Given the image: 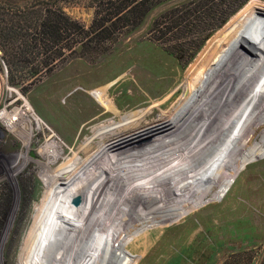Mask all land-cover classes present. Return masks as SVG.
<instances>
[{"label": "rangeland", "instance_id": "1", "mask_svg": "<svg viewBox=\"0 0 264 264\" xmlns=\"http://www.w3.org/2000/svg\"><path fill=\"white\" fill-rule=\"evenodd\" d=\"M240 1L242 0H165L153 7L136 28L118 29L104 41L90 42L85 35L78 36L75 33L77 30H73L70 33L75 34L64 45L65 49L62 51L64 56L51 63L47 72L33 77L32 81L26 82L32 76L31 72L36 63H49V59L42 62L41 58L34 59L36 57L30 56L27 59L28 64L17 63L14 86L8 83V69L2 60L0 49V112H13L21 107L23 101H28L45 124L44 132L30 143L29 148L32 150L28 153L18 135L8 133L0 124V264H264V126L255 129L251 135L256 125H264V57L257 52L260 46L264 49V38L255 39L245 27L264 7V0H248L229 15L235 6L241 3ZM43 3L60 9L70 21L83 28L84 32L88 31L93 22L95 6L93 0H0V6L8 10L30 5L41 6ZM181 10L183 12L176 16L175 14ZM180 21L182 25L188 21L190 27L176 30L175 27ZM241 30H245L244 32L252 39L248 38V43L244 44L238 54L239 57H234L233 62L228 61L227 58H233L235 54L228 47L229 42ZM262 34L264 35V32ZM249 41L252 43L256 41L257 45L248 53L246 48L250 49ZM228 48L231 51H228ZM219 54L223 57L228 56L222 68L219 67L218 73L221 74L216 77L218 81L213 76L206 77L207 80L198 79ZM228 74L237 77L229 79ZM222 75L226 78L219 83ZM174 77L178 84L172 85L171 90H174V87L181 90L175 94L173 100L175 101L182 93L190 94L196 98L192 103L193 113L203 108L205 109L203 112L208 114L212 122L214 121L212 118L222 108L236 102L245 81L251 83L247 90L248 94L251 91H263L256 102L249 103L250 96H245L244 100L240 101L242 105L239 103L240 105L234 108L230 107V113L226 115L228 118L223 116L218 125L226 126L228 120L237 116L243 108L241 118L238 116L230 130L224 131L218 141L200 151L197 157L191 158L182 166L191 172L194 171L193 173L183 174L179 176L181 178L171 180L163 186L157 182L154 188L158 190L155 191L153 188L154 192L149 194L150 196L145 195L141 198L150 202L134 211L124 209L126 198L136 194L147 184L155 182L159 178L157 173L163 171L166 166L150 171V176L133 186L130 189L131 193L116 202V211H122L119 217H125L121 226L115 228L120 218H114V226L105 230L102 235L101 230L93 229L89 237L96 235L97 241L91 243L89 237L83 239L76 255L71 245L66 244L63 248L64 242L67 241L65 240L67 221L69 218L73 222L79 221L77 218L79 212L73 209L78 206L81 198L79 195L66 198L64 196H68L67 193L56 200L53 199L57 196L55 194L52 196L50 194L49 197L48 188L42 181L38 163L40 158L36 150L50 134V129L66 139L75 138L76 122L72 115L64 117L66 112L64 99L74 92L84 94L85 91L92 90L91 88L94 91L107 83H113L109 89L110 96L114 98L115 105L120 111L123 106L136 101L138 95L147 94L142 88L143 85L158 89ZM197 79L198 81L194 82ZM69 80L72 81L70 87L64 94L56 96L58 90L55 92L51 89L60 82ZM206 81L208 82L205 87L208 85L211 90H207V87L201 88ZM192 82L193 89L189 91ZM216 91L218 95H224L223 98L210 96L211 92L216 94ZM92 97L95 99V96ZM260 107L263 111L256 123L241 138L245 127ZM84 108L86 111L89 110L87 103L84 104ZM145 110L146 107L124 110L121 118L126 119L129 115ZM132 112L134 114H130ZM191 113L192 111L187 113V116ZM118 122L124 132L125 125H122L121 120ZM200 126L203 127L201 128L203 131L205 125L202 123ZM57 138L59 139L58 136ZM237 140L240 142L236 144ZM57 142L68 147L67 141L59 139ZM197 142L194 143V148L198 147L201 139ZM239 147L241 150L229 161L226 177L219 180V168L224 166L223 156ZM159 152H166L163 157L166 162L175 156L171 149ZM143 168H136L135 165V168H128L127 172L134 169L130 172L134 176L142 174L145 170ZM208 169L212 171L206 178L203 177L201 187L196 188V191L186 189L193 183L194 178L200 174L204 175ZM88 187H92V183ZM88 187L86 193L89 192ZM182 189L193 192L192 196L182 195L183 197L174 200L172 205L161 207L165 201L177 198L183 192ZM196 192H205L207 195L194 197ZM48 197L49 207L45 221L47 225L45 223L42 231L38 232L35 215L42 200ZM63 199L66 200L65 207L68 208V212L62 209ZM110 206L111 202L104 203L103 209L109 211ZM109 212L108 216L102 210L97 212L102 224L107 223L111 217ZM69 230L70 233L76 232L74 228ZM43 232L45 234L41 236ZM148 233L150 241L137 240ZM87 244L89 245L86 250Z\"/></svg>", "mask_w": 264, "mask_h": 264}, {"label": "bare ground", "instance_id": "2", "mask_svg": "<svg viewBox=\"0 0 264 264\" xmlns=\"http://www.w3.org/2000/svg\"><path fill=\"white\" fill-rule=\"evenodd\" d=\"M245 27H247L250 35L255 39L261 40L264 38V35L262 34V32H264V7L261 8V10H259L257 14H255V16L248 22V24ZM244 31L241 30L234 37V39L229 42L228 47L231 48L233 53H235L234 56L232 55L233 58L232 57L227 58L226 56L228 55H225L223 57L220 55L221 54L220 53L219 56L208 65L206 70L199 76L198 79L200 78L206 79V77L211 78L212 76L214 78L219 77V74H221L218 73L219 67L222 68L221 66L225 62V59L227 58L228 61L229 60L232 61V59L234 60V57H239L238 54L241 51V48L244 47V44L246 45L248 38L249 40L252 39V37H249L250 35L248 36ZM260 32L261 34H259ZM250 42L251 41H249V43ZM250 44H251L250 49L246 48V52L248 53L255 45H257L256 41H254L253 43L251 42ZM229 48L227 49L228 51L230 50ZM257 52L261 53L262 56L264 57V49L262 48V46H260L257 49ZM230 56L231 55H229V57ZM251 56L254 57L253 54ZM228 75L227 76L230 77L229 79L233 78L234 76V75L231 76L230 74ZM156 76L159 77L160 75H156ZM222 76L223 77L219 78L220 79L219 83H221V81L224 80L223 78L225 77V75ZM198 79L195 80L194 82L198 81ZM217 79L218 78H216V80ZM225 81H229V80H225ZM194 82L190 84V87L188 88L189 91L193 89L192 84ZM207 82L208 81H206L202 85L201 87L202 89L205 87ZM71 84H72L71 80L64 81L57 84L55 88L53 89L50 88V89L55 90V92L56 90H58V93L56 95L58 96L64 94V92L68 89V87H70ZM112 84L107 83L102 87L94 89V91L93 88H91L92 90H87L84 92V94L83 93L79 94L77 92H74L71 93L69 97H66L64 99V105H65L64 110H66V112L64 113V117L71 115L73 116L74 122H76L75 128L77 129L75 138L73 140L66 139L63 136L56 133L54 130L50 129V134L42 141L41 145L36 150L37 156H39L40 158L38 163L43 177L42 181H44L45 186L48 188L49 197L50 194L51 196L55 194L57 196L53 197V199L56 200V198L58 199L62 194L67 193L68 196L67 195L64 196L66 198L73 195H79L81 198L78 206H76V208L73 209V211L77 210L79 212V216L77 215L79 221L73 222L69 218V220L66 223L67 225H66V233H65L66 236L65 240L67 239L66 242L68 241L69 242L68 243L64 242L63 244L64 245L63 248H65L66 244L71 245L74 248L73 251L75 255L77 253V249L81 241H83V239L86 240V238L90 236L89 234L92 232L93 229L101 230V235H102V233L105 230L114 226L115 224L114 218H120L121 217L120 214H122V211L119 210L116 211V206H115L116 202L118 200H121L124 197V195L131 193L130 189L133 188V186H135L137 183L146 179L150 171H154L156 168L161 166L162 167L166 166L165 169L163 168L164 172L161 171L157 173V176L159 178H157L155 182H152L150 184L146 183L147 184L146 186L144 184L145 187L141 189L139 192L137 191L138 193L136 192V194L129 196L128 199L126 198L123 207L124 209L127 210L129 209L130 211H134L141 205L145 204L146 202H150V200L145 201L144 199L141 198L144 197L145 195L152 194L154 192V191L152 192V190L156 188L155 186L157 182L162 183L163 186V184H166L167 182H170L171 180H174L183 174L190 173L191 171L185 169V167L182 166L188 160L195 157L200 151L206 149V147L211 146L216 141H218L220 136H222V134L224 133V131L230 130V126H233L234 120L238 118V116L239 118H241V115L243 114L242 112L243 108L240 110V113L237 116H234V118L228 120L229 122L226 124V126L218 125L219 120L223 116L228 118L226 115L230 113L231 110L230 107L234 108L235 106H238L240 101H242V99L244 100L245 96H250L249 103H251V101L256 102L261 97L263 91V90H258L257 92L251 91L248 94L247 90L250 88L251 83L248 84V81H245V83H242L243 88L241 89V92L239 93L240 94L239 98L236 100V102H234L232 105H229L226 108H222V110L218 114H215V116L212 118L214 119L213 121L214 123H213L211 120H209L208 114L204 113L205 111L203 112V110L205 109L200 108L201 110L198 109L193 113L194 105H192V103L195 97L190 96V94L184 95L182 93V95H180L175 101L173 100L175 98V94L180 92L181 90L178 87L177 88L174 87V90H171L172 85L178 84V80L175 77L167 81L165 84L161 85V87H159L158 89L150 88L146 85H143L142 88L147 91V94L142 96L138 95L136 101L126 106H123L120 111L115 105L114 98H111L110 96L109 89L111 88ZM206 87L205 88L207 90L211 88L208 85ZM217 88L218 86L215 89ZM225 88L224 90H226ZM218 94H219L218 91H216V94L211 92L210 96H212V98L215 96L218 99L223 98L224 95L221 96ZM92 96H95V99ZM170 101L173 103H171ZM85 103H87L89 107V110L87 109V111L84 108ZM145 107H146L145 111L142 112L140 111V113H136V114L132 112L130 114H134V115L132 116L129 115L128 118L126 119L121 118V115L123 114L124 110L125 111L132 109L138 110ZM260 108L257 111V113L252 117L250 122L247 124L248 126L245 125L246 127L242 133L241 138L244 137L245 134L250 130V128L253 127L254 124L256 123L258 116H260L261 112L263 111V109ZM174 111H176L175 114L169 116V114ZM191 111H192L191 115L187 116V113H190ZM118 120H121L123 126L125 125L126 130L124 132L122 131ZM202 123L203 125H205L203 131L201 129L203 127L200 126V124ZM0 124L8 133H14L18 135V137L22 142V145L25 146L26 148L25 150L27 153L28 151L30 152L32 150L29 148L30 143L34 141L36 136H38L41 132H44L43 128H45L43 127V125L45 126L43 120L35 112V109L28 101H23L21 107L17 110H14L13 112L7 113L5 111H1ZM263 126L264 125H256V127H254V129L252 130L251 135L253 134L255 129ZM209 132L212 133L208 135ZM57 136L59 137L60 140H63L65 142L67 141L68 144L67 148L63 146V144L57 142V140H59ZM200 139L201 142H199ZM197 141L199 142L198 147L194 148L193 147L194 143ZM239 142L240 141L237 140L236 144ZM166 149H171L175 154V156L172 159L169 158L171 159L169 162H166L165 159L163 158L166 152H159L161 150H166ZM240 150H241L240 147L236 148L234 150L229 151V153L226 156H223L222 159L224 160V166L219 168L220 169L219 180L226 177V168H228L230 159ZM169 152L171 151L169 150ZM64 156H66L67 158H65ZM62 160L63 162H61ZM58 162L61 163L54 166ZM135 165L136 168L139 169L144 167L143 168L145 169L144 172L142 174L132 176L133 173L130 172H133L134 169H131V171L128 173L127 169L130 167L135 168ZM211 171L212 169H208L206 170L204 175L200 174L199 177L196 174L197 177L193 179V183L186 189H195L196 191V188L201 187L203 183V177L205 176L206 178V176L210 175ZM193 172L194 171H192L191 173ZM91 183H92V187H88L89 184ZM87 187L89 189L88 193H86ZM186 189L184 190L182 189L183 192H181V194L177 198L171 197L172 200L170 199L169 201H165L161 205V207H166L167 205L173 203L174 200L180 199L183 196H186L187 194H188L187 196L189 197L192 196L193 192ZM156 190L158 189H155V191ZM206 195L207 194L205 192H199V193L196 192L194 197L197 196L205 197ZM49 197L42 200L39 206V210H37V214L35 215V219L37 218L38 232L42 231L45 223L47 225V222L45 221H46V213L49 207V202H48ZM62 201L64 202V204L61 205L63 206L62 209L67 210L68 212V208L65 207L66 200L64 201L63 199ZM107 202L108 203L111 202V206H110L111 208H109V211L112 210L111 212H109L108 209L106 210V208L103 209V204ZM51 203L53 204L54 201ZM58 209L59 208L57 207V210ZM99 210H102V212L105 215L107 214V216H108L107 212L110 213L109 215L111 217L109 218L107 223L105 224L101 223L100 221L101 218L97 216V212L99 213ZM124 219L125 217L120 218V220L116 223L115 228L121 226V224L125 221ZM141 221L143 220H140V222ZM133 226L135 227V225ZM70 228H74L76 232L70 233L69 230ZM43 234L45 233L43 232L41 236ZM148 236L149 233L137 240L148 242L151 239L148 238ZM89 241H91V243L96 242L97 236L95 235V237L92 236L89 237ZM88 245L89 244L85 246L86 250L88 249Z\"/></svg>", "mask_w": 264, "mask_h": 264}, {"label": "trees", "instance_id": "3", "mask_svg": "<svg viewBox=\"0 0 264 264\" xmlns=\"http://www.w3.org/2000/svg\"><path fill=\"white\" fill-rule=\"evenodd\" d=\"M93 1L95 5L94 19L87 32H84L77 23L70 21L60 9L48 4L30 5L13 10L0 6V49L2 60L8 69V83L12 86L16 85L14 82L15 66L17 63L28 64V57L41 58L42 62L49 59L50 62L36 63L33 72H31L32 76L26 82L47 72L51 63L64 56L62 52L65 49L64 45L71 40L73 34L85 35L90 42L92 40H107L108 36L118 29L136 28L153 7L165 0ZM246 1L248 0L240 1L241 3L235 6L229 15L243 6ZM181 12L183 10L178 11L175 15L178 16ZM224 21L225 19L220 24L222 25ZM187 23L188 21L183 22L184 25H182L180 21L175 27L176 30L181 27H190V24ZM73 30H77V32L71 34L70 32ZM181 40L184 41V39Z\"/></svg>", "mask_w": 264, "mask_h": 264}]
</instances>
